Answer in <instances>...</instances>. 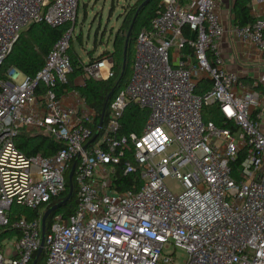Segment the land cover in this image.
Returning a JSON list of instances; mask_svg holds the SVG:
<instances>
[{
	"label": "built area",
	"instance_id": "1",
	"mask_svg": "<svg viewBox=\"0 0 264 264\" xmlns=\"http://www.w3.org/2000/svg\"><path fill=\"white\" fill-rule=\"evenodd\" d=\"M80 1L0 0V72L26 29L70 25ZM190 1L161 0L105 124L67 88L73 28L36 76L14 68L0 75V235L14 233L0 242V264H34L43 217L67 185L76 190V209L69 218L55 215L48 231L46 222L45 264H174L176 249L186 264H264V72L249 87L219 54L228 33L224 13L232 15L235 0ZM250 2L254 23L233 24L231 33L264 63V0ZM82 67L76 89L115 77L111 56ZM205 81L211 89L197 94ZM130 105L149 111V119L140 135L121 136ZM212 107L236 129L206 123L204 110ZM21 135L44 136L62 149L26 156ZM120 168L141 186L119 192ZM170 177L181 194L164 184Z\"/></svg>",
	"mask_w": 264,
	"mask_h": 264
},
{
	"label": "trees",
	"instance_id": "2",
	"mask_svg": "<svg viewBox=\"0 0 264 264\" xmlns=\"http://www.w3.org/2000/svg\"><path fill=\"white\" fill-rule=\"evenodd\" d=\"M146 2H148L146 7H144L143 11L138 15L135 23L133 24V20L138 9ZM160 2L161 0H140L132 8V11L124 16L121 28L115 35V38L112 42V51L106 50L105 54L95 59V61H98L106 56H111L114 59L115 77L107 82H97L92 80L87 82L85 88L76 89L74 87L71 80L83 73V67L79 56L77 55V53H75L72 39V48L69 56L72 62L73 75L70 78L71 82L67 88L68 90H77L81 97L88 103V105L97 112L98 119L102 118L105 104L111 92L115 90L112 99L109 101L108 108L118 92L125 87L129 79L131 78L137 38L141 33L150 31L152 20L154 19V17H156L160 9ZM180 2L183 7H186L190 4L191 1L180 0ZM250 3V0H235L232 8L234 25L246 26L252 25L254 23L255 19L251 14ZM69 26L70 25L62 28H52L45 23L31 25L20 35L11 55L4 63L0 75H5V72L9 68H14L25 75L31 77L36 76L37 73L40 72L44 67L50 51L60 41L66 31L71 29ZM129 32L130 37L128 40V49L125 54V45ZM188 37H190L189 34ZM77 38L79 42L82 43V34H79ZM243 82L245 83V81ZM246 82H251V84L253 85V82L250 80H246ZM210 89V82H201L197 88V94H203ZM261 89L262 87L259 88V90ZM107 111L104 118V124L106 123L107 119ZM203 117L206 123L213 122L218 127L228 128L231 131H234L236 129V127L232 123L226 124L225 119L216 107L205 109ZM148 119L149 111L140 110L135 105L128 106L124 113L122 121L121 136H129L130 134L140 135ZM17 145L20 151L26 156H35L38 154L42 156H51L62 149L61 144L41 135H21L17 140ZM240 163L241 159L235 164L236 169L239 167ZM117 183L119 192H126L129 189H133L131 188L132 186H136V188H139L141 186V181L139 180L138 176H124L122 168L118 170ZM69 194L70 187L69 185H67L66 191L60 198L56 199V201L53 202L52 207L66 201ZM76 204V190H74L71 198L49 217L47 221V231L49 230V227L51 226V223L53 221L52 218L55 215L59 214L64 216L65 218H69L74 214ZM19 214H23L29 219L37 217L36 212H31L28 210H20ZM13 234V232L2 233L0 235V242L6 237H12ZM45 262L46 254L43 252L37 259L36 264H45Z\"/></svg>",
	"mask_w": 264,
	"mask_h": 264
},
{
	"label": "rangeland",
	"instance_id": "3",
	"mask_svg": "<svg viewBox=\"0 0 264 264\" xmlns=\"http://www.w3.org/2000/svg\"><path fill=\"white\" fill-rule=\"evenodd\" d=\"M140 0H81L77 19L70 24L74 29L73 44L75 53L79 56L82 64L93 63L96 58L112 51V42L121 28L124 16L132 11V8ZM75 27V28H74ZM82 34V43L77 36ZM81 76V75H80ZM80 76L71 80L76 82ZM20 75L18 83L23 81ZM164 184L173 194H181L182 187L177 179L166 178ZM8 249L13 248L8 246ZM175 250L169 249L167 253L172 254ZM174 264H186L187 256L184 251L176 249Z\"/></svg>",
	"mask_w": 264,
	"mask_h": 264
},
{
	"label": "crops",
	"instance_id": "4",
	"mask_svg": "<svg viewBox=\"0 0 264 264\" xmlns=\"http://www.w3.org/2000/svg\"><path fill=\"white\" fill-rule=\"evenodd\" d=\"M224 23L228 33L219 45V54L225 62L226 69L237 74L241 80L249 87L264 72V63L262 57L252 48L241 45L232 35L231 29L233 23V16H227L224 13ZM79 82V79H76ZM74 84V83H73ZM261 92L264 95V87Z\"/></svg>",
	"mask_w": 264,
	"mask_h": 264
},
{
	"label": "water",
	"instance_id": "5",
	"mask_svg": "<svg viewBox=\"0 0 264 264\" xmlns=\"http://www.w3.org/2000/svg\"><path fill=\"white\" fill-rule=\"evenodd\" d=\"M147 3H148V2L144 3V4L138 9V11H137V13H136V15H135V18H134V20H133V24L135 23V20H136V18L138 17V15L143 11L144 7H146ZM132 26H133V25H132ZM129 37H130V32H129L128 36H127V41H126V45H125V54H126L127 49H128V40H129ZM114 93H115V90L111 92V94L109 95V97H108V99H107V102H106V104H105V108H104V112H103L102 118H104V116H105V114H106V111H107V109H108V105H109V101L112 99ZM71 177H72V175H71ZM71 196H72V192L70 191V194H69L68 198L66 199V201H64L63 203H60L59 205H57V206L53 207L52 209L48 210V211L46 212V214L44 215V217H43V222H42V224H43V236H42L43 239H42V246H41V248H40V250H39V252H38V255H37V257H36V260L34 261V264H36V261H37L38 257L41 255V253H42V251H43V245H44V234H45L44 231H45L46 222H47L48 217H49L52 213H54L56 210H58L63 204H65V203L71 198Z\"/></svg>",
	"mask_w": 264,
	"mask_h": 264
}]
</instances>
